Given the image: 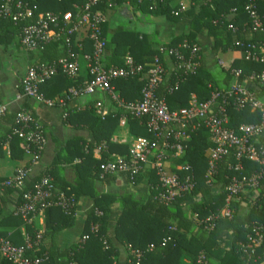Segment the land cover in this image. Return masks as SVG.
<instances>
[{
	"label": "trees",
	"instance_id": "1",
	"mask_svg": "<svg viewBox=\"0 0 264 264\" xmlns=\"http://www.w3.org/2000/svg\"><path fill=\"white\" fill-rule=\"evenodd\" d=\"M178 1L99 0L92 9L105 18L110 9L128 3L141 14L163 17L171 25L179 19L188 22L185 34L163 45L157 52L148 51L150 42L147 37L124 29L116 30L111 40L106 41V21L101 26V38L105 43L103 68H122L127 57L136 66L150 64L154 58H158L163 75L158 83L156 96L165 102L170 111L187 109L192 96L197 103L208 101L214 90L228 88L234 72L238 71L245 76L264 70V63L245 61L243 51L234 47V41L245 45L264 43V32L251 30V22L245 10L247 6H253L263 18L264 24V0H190L187 10H182ZM17 2L23 3L24 9L31 13L29 18L13 20L14 13L22 11L15 7ZM85 3L86 0H0V7L10 10L9 16H0V46L6 53L10 49H23L20 44L21 30L35 24L38 16L49 14L61 18L70 13L75 17L82 11ZM232 10L235 15L231 16ZM69 28L70 25L62 26L59 23L55 28L58 36L41 44L34 51H27L30 60L28 68L54 64L67 58L69 52L90 57L93 47L87 30L78 32H82L84 38L77 41L78 33L68 35ZM201 34L210 41V55L220 58L230 50L231 58L221 64L216 62L214 68L208 69L205 56L196 40ZM193 46L198 48L191 59L195 63L193 72L185 73L183 69L173 67L168 74L164 56L171 50H177L184 58H189ZM171 59L174 61L173 57ZM91 80V75L84 80L80 78L79 72L68 77L58 70L56 75L38 85V92L44 101L52 103L48 107H56L61 101L66 104L73 98L70 93L72 89L80 90ZM144 84L145 78L139 75L112 81L120 100L126 104L140 101ZM259 90L261 95L263 91ZM17 94L22 95L21 82ZM22 98L24 103L19 110L15 113L5 111L0 117V156L3 145L7 144L12 160H22L25 157L24 143L16 135H12L15 129H19L16 114L23 111L31 118V128L40 126L29 105L33 100ZM122 115L127 118L128 134L132 139L142 137L156 142L145 128V120L132 119L121 110L115 109L103 119L95 114L94 104L66 112L59 118V123L85 130L87 137H74L65 143L52 138L55 148L52 163L41 169L26 186L31 187L42 177L50 178L52 198L63 195L69 201L67 210L63 212L58 207L45 210L42 214L43 229L39 231L33 223H24L12 215L16 200L13 197L16 194L5 188L0 193V236L16 247H22L28 241L33 247L28 251L29 256L33 254L41 258L42 264H117L119 250L114 244L116 242L125 251V264H198L200 256L204 257L201 264H264V242L259 246H254L252 242L258 236V228L264 226V176L253 191L256 194L254 198L242 196L240 201L231 204L230 218L218 217L226 201L224 186L232 178L247 179L252 174L260 173V167L244 162L242 171L238 172L234 170L233 158H223L216 162L214 174L210 176L208 150L212 145L204 130L190 133L189 138L184 141L186 149L183 157L168 161L169 173H176L181 179L192 178L194 186L189 193L168 204L160 201L158 196L161 189L151 167L143 168L133 179L128 175L122 177L124 187H145L142 195L136 197L125 191L119 195L101 194L96 191L97 181L104 184L116 183V177L112 175L106 174L100 178L99 168L109 155L126 158L129 155L131 142H111ZM229 117L233 130L241 125H259L261 121L259 113L248 109H230ZM39 130L44 133V125ZM260 141L264 142V128L261 130ZM102 145L106 150L101 149ZM97 152L100 153L98 160L94 158ZM29 164L30 158L27 157L24 168H28ZM66 166L73 168V184L67 183L64 178ZM176 167L181 170L177 171ZM3 180L5 178H0V181ZM85 199L91 202V207L85 213L79 240L69 248H58L54 241L62 231L74 225L76 207ZM213 217L217 218L208 224L207 219ZM111 222L114 223L112 229L108 226ZM206 224L213 226L207 228ZM0 264L12 263L0 258Z\"/></svg>",
	"mask_w": 264,
	"mask_h": 264
},
{
	"label": "built area",
	"instance_id": "2",
	"mask_svg": "<svg viewBox=\"0 0 264 264\" xmlns=\"http://www.w3.org/2000/svg\"><path fill=\"white\" fill-rule=\"evenodd\" d=\"M98 2L99 0H86L82 11L75 17L70 13L64 14L61 18L49 14L38 16L35 24L21 30L20 44L28 52L36 50L41 44L58 36L55 28L59 23L62 26L70 25L67 32L70 36L81 30H87L88 39L93 47L92 55L86 57L92 80L80 90L72 89L71 96L79 98L95 92H102L110 98L115 109L128 114L132 119L145 120V128L156 142L142 137L133 139L127 158L109 155L108 159L101 164L100 178L108 174L115 176L117 181L122 180L124 175L133 179L143 168L151 167L158 178L161 189L158 198L168 204L189 193L194 186L191 177L181 179L178 174L169 173L168 161L183 157L186 149L184 141L189 138L190 133L204 130L212 145V148L208 150V174L210 176L214 174L216 162L223 158H233L235 161L234 170L238 172L242 171L244 162L254 163L260 167V173L252 174L247 179L244 177L232 178L224 186L226 201L218 217L230 218L231 204L240 201L242 196L247 195L249 199L254 198L256 194L253 191L261 177L264 176V142L260 141L261 130L264 128V70L258 74L251 73L245 76H242L238 71L234 72L228 88L214 90L208 101L197 103L192 98L187 109L170 111L165 102L156 96V89L163 75V68L158 58H154L150 64L136 66L131 58L127 57L122 68H103L102 55L105 43L101 38V26L105 23V18L92 11ZM15 7L22 11L14 13L13 20L31 16V13L24 9L23 3L17 2ZM245 10L251 22V30L264 32L263 18L257 14L254 7L249 5ZM1 15L9 16L10 10L1 6ZM232 15H235L233 10ZM182 47H186V45H182ZM234 47H239L243 51L245 61L264 63V43L245 45L234 41ZM197 51L198 48L193 46L189 58H184L177 50L169 51L166 56L174 58V67L183 69L185 73H192L195 63L191 59ZM221 63L222 60L218 59L217 64ZM58 70L68 77L75 76L79 72L77 55L69 52L67 58L54 64L36 65L28 68L21 80L22 95L17 94L16 99L25 97L37 103L51 106V102L44 101L39 95L38 85L56 75ZM137 75L145 78L141 99L138 102L126 104L120 100L112 81ZM259 89L261 92L263 91L261 95ZM230 109L237 111L248 109L250 112H257L261 117L260 124L241 125L237 130H233L230 127ZM94 110L95 114L102 119L107 114L101 102L94 104ZM5 111L6 108L0 105V117ZM120 120H127V118L122 115ZM30 122V116L19 111L16 114V124L19 129L12 132L13 136L16 135L24 143V155L30 158V167L17 169L10 178L0 181V193L7 188L16 194L12 215L27 224L32 223L36 216L42 215L48 208L58 207L65 212L69 206V201L63 195L52 198L53 186L48 177H42L31 187L26 186V183L31 179L30 168L40 161L45 145L43 133L38 126L31 128ZM101 149L104 151L106 147L102 145ZM176 170L180 171L181 168L176 167ZM216 218L207 219V223L209 224ZM212 226L207 225V228H212ZM252 242L254 246H259L264 242V226L258 228V236ZM32 249L33 247L28 241L24 246L16 247L8 239L0 236V258L12 264H42L41 258L33 254L29 256L28 251ZM202 262H204V257L200 256L198 264Z\"/></svg>",
	"mask_w": 264,
	"mask_h": 264
},
{
	"label": "crops",
	"instance_id": "3",
	"mask_svg": "<svg viewBox=\"0 0 264 264\" xmlns=\"http://www.w3.org/2000/svg\"><path fill=\"white\" fill-rule=\"evenodd\" d=\"M182 10H187L190 6V0H179ZM105 39L111 40L114 32L118 29H124L125 31L135 32L140 36H145L150 42V48L148 51L157 52L163 45L168 44L174 38L180 37L186 33L188 28V22L185 19H179L175 24L168 23L163 17L146 16L136 11L134 7L128 3L120 6H116L110 9L105 17ZM84 34L78 33L76 40H83ZM197 44L201 53L205 56L207 62V68L212 69L216 65V62L220 58H215L209 54L210 41L204 35L201 34L197 37ZM86 55H77V62L79 67V76L84 79L90 77L88 63ZM30 60L28 59L27 51L19 48L8 50L6 53L3 47L0 46V105L6 108V111L15 113L21 108L24 103V98L16 99L17 88L20 84L26 70L28 69ZM164 64L166 66L167 73H171L174 67L173 61L168 56H164ZM191 98H194L192 96ZM96 102H101L105 112L111 114L115 111V107L112 104L110 98L102 93L95 92L94 94L72 98L66 104H62L54 107H48L45 105H39V103L30 101L29 105L32 111L36 114L37 123L39 127L41 125L45 127L43 133L45 138L44 149L37 165L31 169V178H34L39 174L40 170L48 167L55 155V148L52 143V138L65 143L74 137H87V132L82 129H75L69 126H62L59 123V118L64 116L66 112L71 110L84 109ZM106 114V115H107ZM132 138L128 134L127 120H120L119 125L111 138L112 143L129 144L132 142ZM100 153H95L94 158L98 160ZM27 157H23L22 160H12L9 155V149L7 144L2 147V155L0 156V178L8 179L12 176L15 170L25 167ZM76 162V161H75ZM74 162V163H75ZM73 163V164H74ZM30 167V164H29ZM63 175L67 183H74V172L71 166H66L63 171ZM95 189L101 194L112 193L121 194L122 192H128L136 197L145 193V187L129 188L124 187V181L116 180L113 184H104L100 181L95 183ZM16 197H13V200ZM91 207V202L87 199L82 200L76 207L74 218V225L62 231L54 241L55 246L58 248H69L73 246L79 240L84 227L85 213ZM117 214L114 216L116 217ZM36 229L41 231L43 229V215L36 216L32 221ZM114 223H109V228L112 229ZM23 233V229H21ZM115 246L119 250V256L116 260L117 264L126 263L125 251L116 242Z\"/></svg>",
	"mask_w": 264,
	"mask_h": 264
},
{
	"label": "rangeland",
	"instance_id": "4",
	"mask_svg": "<svg viewBox=\"0 0 264 264\" xmlns=\"http://www.w3.org/2000/svg\"><path fill=\"white\" fill-rule=\"evenodd\" d=\"M230 58H231L230 53H226V54L220 56V59L224 62H227Z\"/></svg>",
	"mask_w": 264,
	"mask_h": 264
}]
</instances>
